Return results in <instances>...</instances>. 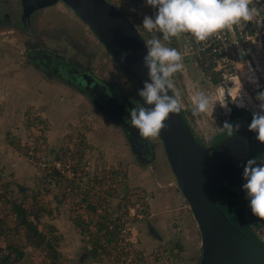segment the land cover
Returning <instances> with one entry per match:
<instances>
[{
  "label": "rangeland",
  "instance_id": "1",
  "mask_svg": "<svg viewBox=\"0 0 264 264\" xmlns=\"http://www.w3.org/2000/svg\"><path fill=\"white\" fill-rule=\"evenodd\" d=\"M107 1L135 24L145 41L163 39L159 32L143 29V14L152 9L142 0ZM253 3L261 13L257 19H264V0ZM60 20L75 29L86 48L81 51L77 45L74 53L84 61L93 59L92 65L80 67L102 72L103 60L95 62L100 43L96 47L89 42L83 26ZM46 30L27 34L22 28L0 26V264H199L200 232L161 140H141L143 145L134 146L102 104L36 61L29 49ZM224 36L215 46H221L217 56L212 37L196 42L199 49L193 52L185 34L172 38L171 46L183 53L185 64L175 76L182 91L181 113L195 138L209 149L226 132L222 127L231 122V110L243 109L233 123L240 124L252 156L264 144L247 128L259 89L242 73L250 64L264 86V24L248 22ZM69 42L38 45L73 49ZM202 49L205 65L197 55ZM116 88L127 108L138 104L125 76ZM197 88L207 91L212 101L205 113L193 116L189 105ZM241 100L246 106L235 103ZM240 188L222 182L214 189L217 200L229 204L230 216L236 212ZM234 220L246 229L242 217ZM102 224L110 232L100 229ZM88 255L92 258L85 261Z\"/></svg>",
  "mask_w": 264,
  "mask_h": 264
},
{
  "label": "water",
  "instance_id": "2",
  "mask_svg": "<svg viewBox=\"0 0 264 264\" xmlns=\"http://www.w3.org/2000/svg\"><path fill=\"white\" fill-rule=\"evenodd\" d=\"M21 1L23 20L36 9L57 2L65 4L103 45L132 87L135 100L140 103L136 89L146 78L141 60L145 39L120 9L107 0ZM123 51L129 54L122 61ZM63 76L99 103L109 105L117 97L112 95L116 88L107 90L104 82L86 70L67 66ZM107 109L115 114L116 108ZM166 123L168 127L158 138L200 232L199 264H264V246L230 219L214 195L219 183L226 182L230 187H240L243 183V162L251 157L244 131L238 129L230 137L225 134L208 149L195 138L181 111L170 115ZM123 126L131 137L129 127L125 123ZM90 258L92 256L88 255L85 261Z\"/></svg>",
  "mask_w": 264,
  "mask_h": 264
},
{
  "label": "clouds",
  "instance_id": "3",
  "mask_svg": "<svg viewBox=\"0 0 264 264\" xmlns=\"http://www.w3.org/2000/svg\"><path fill=\"white\" fill-rule=\"evenodd\" d=\"M142 3L152 9L151 13L143 14V29L149 34L159 32L163 39L152 36L145 41L141 60L146 69V78L136 89L140 103L127 109L125 122L130 125L129 132L135 129L141 140H152L168 127L166 122L170 115L180 112L182 108V91L175 83V76L183 71L185 64L183 53L171 46L172 38L179 39L187 33L197 42L205 41L221 31L248 22L255 21L262 25L264 19H257L261 13L253 0H142ZM128 54V51H123L121 60ZM242 75L259 89L255 92V101L258 103H252L251 120L247 128L255 133L256 140L264 143V86L250 64ZM240 95L241 92L237 97ZM211 101L212 97L207 91L197 88L189 105L192 115L205 113ZM239 106L246 105L241 100ZM222 128L230 137L240 128V124L226 120ZM241 175V189L252 214L264 218V160L247 158L243 162Z\"/></svg>",
  "mask_w": 264,
  "mask_h": 264
},
{
  "label": "crops",
  "instance_id": "4",
  "mask_svg": "<svg viewBox=\"0 0 264 264\" xmlns=\"http://www.w3.org/2000/svg\"><path fill=\"white\" fill-rule=\"evenodd\" d=\"M5 2L11 3L12 1L15 0H4ZM3 0H0V7H3ZM61 16V17H60ZM58 17V18H57ZM68 18L70 20H72V22L75 25H80V27L82 28L83 33H86L87 36V40L91 43H93L94 45L97 44V38L93 35V33L89 30V28L62 2H57L56 4H53L49 7H47L42 13L41 16L38 18L37 20V32L39 34V30L41 29H47L44 33L41 31V36L39 39H37L40 42L43 41H56V40H66L67 38L69 39V44H73L71 46H74L73 49L69 46V48H65L66 50H58L55 47H49L48 45L45 46L44 49L47 50L48 52L53 51L56 52L57 54L61 55L59 57H64L67 61L69 60V62H72L78 66H88V65H92V61L93 59H89V60H81L80 56L81 55H76L74 53L75 50V46L80 45L79 49L82 51V49H86L84 47V45L82 44V39L79 37L80 35L75 33V29H71L70 25L67 23H63V21L60 20V18ZM82 23L84 25H82ZM88 33V34H87ZM77 41V42H75ZM99 42V41H98ZM100 43V42H99ZM100 45L103 47V45L100 43ZM96 46V45H95ZM96 46V47H97ZM82 47V48H81ZM43 48V47H42ZM104 48V47H103ZM102 48V49H103ZM102 49H98V52L95 54V62L97 63L98 61H100V59H102L100 63L103 64V69L102 72H98L96 73L95 70H90V73H92L95 77H97L100 81L104 82L107 85H111L113 88L118 87L119 85H122L124 76L122 74V72L120 70H118V68L115 67L113 60L111 59L110 56H107V52H105ZM65 52H67L68 55H71L68 52H72V55L75 56H79L76 58H73L72 56H68L65 54ZM84 52V51H83ZM93 55V54H92ZM94 62V63H95ZM99 63V62H98ZM91 67V66H90ZM111 76V77H110ZM117 89V88H116ZM228 203L225 204H221V206L223 207V209L225 210L226 214L229 216V214L227 213V210L230 208L229 204H228V209H226ZM230 217V216H229Z\"/></svg>",
  "mask_w": 264,
  "mask_h": 264
},
{
  "label": "flooded vegetation",
  "instance_id": "5",
  "mask_svg": "<svg viewBox=\"0 0 264 264\" xmlns=\"http://www.w3.org/2000/svg\"><path fill=\"white\" fill-rule=\"evenodd\" d=\"M3 2H5V1L3 0ZM8 2L3 3L2 8L0 7V26H9L12 29L22 28L23 30L26 31L27 34H31L32 31L37 30L38 18L41 16V13L47 7H49V6H46V7L40 8V9H36L29 14L27 19L23 20L22 19L23 9H22V5H21L22 1L21 0H15V1H12L11 3H8ZM38 44H39V41L37 40L36 43L34 45H32L31 48L29 49L31 56H33V58L36 61L40 62L43 65H46L47 67H49L54 72L55 75L59 76L60 78H62L65 81L71 83L69 80H66L65 78H63L64 77L63 75L65 73V68L68 65L61 64L62 60H60L56 56V54H54L52 52H48L44 48L40 47ZM38 50H40V51H38ZM44 55H46V56H44ZM46 57L48 58V61L45 60ZM55 62H57V63H55ZM72 67H77V68L82 70V68L76 64H75V66H72ZM105 85H106L107 90H111L113 88L107 84H105ZM114 91H115V94L112 93V95H113V97H116L115 95H117V97L113 101H111L109 105H107L106 102L100 103V104H102V106L106 109L108 107L113 108V110L116 108L115 114H112L108 109L107 110L115 118H117L121 122L122 125L125 123V125H127L130 128V125H128L125 122V117L128 115V111L126 112V109H128V108L123 104L122 99H119V98H121V97H118L119 94H116L117 89H115ZM130 135H131V141L133 142L134 146L143 145V143L141 144V138H139L135 129L131 130ZM233 222L235 223L234 219H233Z\"/></svg>",
  "mask_w": 264,
  "mask_h": 264
},
{
  "label": "built area",
  "instance_id": "6",
  "mask_svg": "<svg viewBox=\"0 0 264 264\" xmlns=\"http://www.w3.org/2000/svg\"><path fill=\"white\" fill-rule=\"evenodd\" d=\"M226 30L221 31L218 35H213L212 40L215 41L214 47L212 48L213 55H218L221 51L220 47H215L219 40H224ZM187 36V42L191 41L188 45V48L193 51H198L199 48L196 47V40L191 34H185ZM198 59L201 64L205 65V49L201 50V53H198ZM203 65V66H204ZM258 160H264V147L262 148L258 158ZM242 215L246 224V230L255 238L257 239L263 246H264V218L255 216L252 214L250 207L248 206L247 199L245 198L243 201L242 206Z\"/></svg>",
  "mask_w": 264,
  "mask_h": 264
},
{
  "label": "trees",
  "instance_id": "7",
  "mask_svg": "<svg viewBox=\"0 0 264 264\" xmlns=\"http://www.w3.org/2000/svg\"><path fill=\"white\" fill-rule=\"evenodd\" d=\"M60 60H62L61 62L62 63H64L65 65H68V66H75V64L74 63H72V62H68V61H66V60H64L63 58H59ZM46 60V59H45ZM44 60V61H45ZM241 112H245L243 109H240V108H236V107H234L232 110H231V112H230V121H231V123H233L234 122V120H235V117H236V115L237 114H239V113H241ZM191 132H192V129H191ZM225 134H227V132H225V133H223L222 135H220V136H218L216 139H215V141L216 140H218L219 138H221L223 135H225ZM214 141V142H215ZM261 147H264V144H262V146L259 144V145H257L256 147H255V149L254 150H252V156L251 157H255V158H257L258 157V155L260 154L259 153V148H261ZM261 152V151H260ZM238 197H237V199H236V201H235V204H236V212H235V210L233 211V214L230 216V219L231 220H233V219H236V216H237V218L238 217H242V219H244L243 218V215H242V206H243V201H244V199H245V195H244V192H243V190L240 188V190H238ZM18 207V206H17ZM239 215V216H238ZM235 224H237V222H235ZM239 227H241L239 224H237ZM105 229V231L108 233V232H110V230H109V226L107 225V224H102V225H100V229ZM242 229H244L243 227H241ZM244 230H246V229H244ZM82 231V230H81ZM110 234V233H109ZM112 235V233L110 234V236ZM111 239V238H110ZM110 241V240H109ZM91 252L92 253H95V252H97V249H96V247L95 246H93L92 247V249H91Z\"/></svg>",
  "mask_w": 264,
  "mask_h": 264
},
{
  "label": "bare ground",
  "instance_id": "8",
  "mask_svg": "<svg viewBox=\"0 0 264 264\" xmlns=\"http://www.w3.org/2000/svg\"><path fill=\"white\" fill-rule=\"evenodd\" d=\"M240 101H235V103H239Z\"/></svg>",
  "mask_w": 264,
  "mask_h": 264
}]
</instances>
